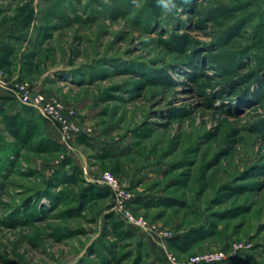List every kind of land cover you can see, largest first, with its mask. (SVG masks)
Wrapping results in <instances>:
<instances>
[{
  "label": "rangeland",
  "instance_id": "obj_1",
  "mask_svg": "<svg viewBox=\"0 0 264 264\" xmlns=\"http://www.w3.org/2000/svg\"><path fill=\"white\" fill-rule=\"evenodd\" d=\"M173 3L167 11L160 0H0V22L40 25L22 74L2 57L0 66L8 81L62 103L81 130L123 143L114 159L84 149L99 180L109 172L135 195L173 199L132 207L135 217L175 237L211 225L186 250L166 241L181 264L217 252L228 254L224 264H264V0ZM44 136L11 133L0 111V264H101L97 255L130 264L147 237L119 241L105 227L112 193L79 204L84 173L53 182L59 170L71 174L62 164L72 150L42 151ZM149 169L153 177L132 184Z\"/></svg>",
  "mask_w": 264,
  "mask_h": 264
},
{
  "label": "crops",
  "instance_id": "obj_2",
  "mask_svg": "<svg viewBox=\"0 0 264 264\" xmlns=\"http://www.w3.org/2000/svg\"><path fill=\"white\" fill-rule=\"evenodd\" d=\"M42 1V0H36ZM1 12V10H0ZM40 25H31L27 23V18L21 22H0V58L2 57L3 60V66L9 67V63L12 64V67L18 66L19 73L22 74V70L25 69L24 66L26 64V56L27 52L31 51L35 47L36 43V37L39 35L40 32ZM6 58V59H5ZM7 59L9 61H7ZM16 61V63H15ZM16 64V65H15ZM10 78V77H9ZM9 81L11 83H16L19 81V79H13L10 78ZM0 104L4 105V108L8 112H19L22 109L28 108L24 105H22L16 98L15 95L8 89L0 85ZM48 136L53 139L54 141L61 144L62 147L66 148L68 147L72 152H70L69 157L74 161V163L83 171V173L86 175V180L88 183L97 185L102 188H106L100 183L99 178H97L96 173L92 170L90 167L88 160L84 155V149L90 150L95 159H103L104 155L106 153H109L112 158L108 159H114L119 156H122L125 153V150L123 149V143L121 141H110L105 138H96L95 136L91 135H83L80 137H76L73 139V143L78 144L80 148L71 147L70 145H66V143L63 141L61 137V132L56 124L52 122H48L46 124ZM83 148V149H82ZM146 171V170H145ZM143 172H136L135 179L133 180V185L138 186L141 185L142 182L146 180V178H151L154 176V169H149L146 173ZM157 171V170H156ZM158 175V172H157ZM137 192L136 197H140L143 199V201H147L151 198H160L164 197L163 195L157 194V195H151L149 193H141ZM135 208L143 207V204H140L137 206H133ZM208 226V225H206ZM132 228V227H130ZM135 230L136 234L142 233L147 238V248L148 253L150 255L151 260L154 259L156 264H161V261L164 260V257L162 259L161 254H164L165 259L168 258V250L165 246H162L156 238L153 236L144 233L140 230H137L135 228H132ZM161 251V253L159 252ZM163 252V253H162ZM156 257V258H155ZM150 260V261H151ZM157 260V261H156ZM160 261V262H159ZM168 261V259H167ZM169 262V261H168ZM170 264V263H169Z\"/></svg>",
  "mask_w": 264,
  "mask_h": 264
},
{
  "label": "trees",
  "instance_id": "obj_3",
  "mask_svg": "<svg viewBox=\"0 0 264 264\" xmlns=\"http://www.w3.org/2000/svg\"><path fill=\"white\" fill-rule=\"evenodd\" d=\"M32 17L27 18V23L30 24L32 21ZM1 64L3 65L2 61ZM242 100H244V102L246 100H248V96H244V98H242ZM0 111L4 112V117H5V121L6 123H8V130H10L11 133H15L18 131H21L23 128H28L29 131H36L40 130V132L44 135V133L46 134V136H44L42 142H41V146L42 147V151H47V150H53V151H57L59 149H62V146L60 143L54 141L53 139H51L49 136H47V132H46V126L44 124V121L42 119V117L34 110L31 108H25L24 111H20L17 112L15 115H10L9 113L7 114L6 109L4 108L3 104H0ZM26 114V115H25ZM31 114V115H30ZM40 128V129H38ZM16 135V134H15ZM14 154H10V156H16L17 154L15 152H13ZM15 158V157H14ZM104 158H112V156L109 153H106L104 155ZM72 167V172L70 173H66L64 170V172L62 170H59L57 172H55V176H54V181L53 182H61V184H67V183H72L74 181H76L78 178L82 179V173L83 171L74 163V161L71 158H68L67 160H65V162L62 164V168H66V166H70ZM78 181V180H77ZM84 181L85 183L86 180H81ZM58 185V184H57ZM85 191V192H84ZM83 193H81L78 196V199L80 201V205H82V201L88 197V199H93L94 198H102L105 196H109L110 195V190L107 188H102L99 187L97 185H93L88 183L87 187L84 189ZM42 196V194H41ZM49 198H55L51 193L47 195ZM50 199L49 201L51 202ZM54 200V199H53ZM27 202V201H26ZM32 199L29 200V204L33 205L35 204V200L34 202H32ZM171 203H173V199L168 197V196H164L162 198H151L147 201H143V199H141L140 197H136L133 205L135 206V204L140 205L143 204V207H150V206H158V205H164V206H169ZM174 204V203H173ZM172 205V204H171ZM29 205L26 204V208H28ZM32 210H36L37 205H33L31 206ZM36 212H33V216H36ZM32 217V216H31ZM25 221L27 222L29 221V215L28 213L25 214L24 218ZM105 227L110 228V231L113 233L114 237L116 239L120 240H127V239H132L135 238V230L132 229L131 231L128 230V228H126V224L125 222L118 218L115 214H113V212H110L108 214H106V222H105ZM211 225L209 226H199V227H195L193 229H191V231L187 234L184 235H177L176 237H173L172 239L168 240L169 246L170 248L174 249V250H186L187 248H189L193 243H195L196 241H198L201 238L206 237L207 235H209L211 232ZM134 231V232H133ZM104 237L106 236V230H104ZM102 246L103 248H105V250L111 255V256H116L115 254H113L112 251H110L109 247L106 246V244L104 242H100L99 246ZM138 247V253L136 255V257L134 258V260L131 262L130 264H154V263H147V260H149L150 255L146 249V243L145 242H139V244L137 245ZM101 258V264H109V262L107 263L105 260H103V258L100 255H97ZM134 256V251L130 250L129 252V257L128 258H133ZM117 261H119V257H117L116 259ZM117 261H113L114 263H116ZM81 264H89L86 263L85 261H82ZM91 264V263H90Z\"/></svg>",
  "mask_w": 264,
  "mask_h": 264
},
{
  "label": "built area",
  "instance_id": "obj_4",
  "mask_svg": "<svg viewBox=\"0 0 264 264\" xmlns=\"http://www.w3.org/2000/svg\"><path fill=\"white\" fill-rule=\"evenodd\" d=\"M0 85L8 88L22 105L34 109L44 119L56 124L66 144L76 137L90 134L88 130H81V128L73 122L71 118L73 117L72 114L59 101L48 98L43 93L35 91L27 83L9 82L1 66ZM100 183L109 189L114 196L113 212L128 226L153 236L162 246H165L164 244L167 240L175 237L172 232L163 230L156 225L149 224L143 219L133 215L132 207L134 206L133 202L136 195L128 188L121 187L117 178L112 173H104ZM167 255L170 264H181L171 253ZM228 257V254L225 252L207 253L191 259L187 264H224V262L228 260Z\"/></svg>",
  "mask_w": 264,
  "mask_h": 264
},
{
  "label": "clouds",
  "instance_id": "obj_5",
  "mask_svg": "<svg viewBox=\"0 0 264 264\" xmlns=\"http://www.w3.org/2000/svg\"><path fill=\"white\" fill-rule=\"evenodd\" d=\"M160 2L167 11H171L176 7L175 3H173V0H160ZM184 2H187V0H184Z\"/></svg>",
  "mask_w": 264,
  "mask_h": 264
}]
</instances>
